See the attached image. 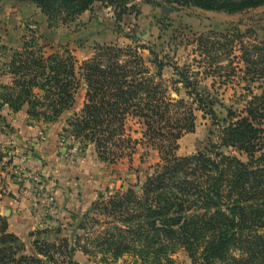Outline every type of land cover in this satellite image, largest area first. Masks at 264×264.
Returning a JSON list of instances; mask_svg holds the SVG:
<instances>
[{
  "label": "trees",
  "instance_id": "16d2710c",
  "mask_svg": "<svg viewBox=\"0 0 264 264\" xmlns=\"http://www.w3.org/2000/svg\"><path fill=\"white\" fill-rule=\"evenodd\" d=\"M29 1L51 19L64 16L68 20L90 11L95 3L127 5L133 0ZM172 2L166 0L168 5ZM174 2L227 14L264 7V0ZM201 40L214 48L213 42ZM135 46L98 47L95 55L79 66L71 55L46 56L34 41L26 44L6 66L4 74L10 82L0 84V113L7 107L16 115L27 106L28 116L49 112L50 118H59L72 110L78 90L85 88L81 114L67 120L84 151L94 145L99 156L110 162L126 156L127 151L136 154L139 146L158 153L160 161L150 167L140 191L129 187L99 193V200L92 205L96 215L91 219L98 223L101 218L109 219L114 232L97 236L94 249L103 251L105 246L114 257L132 254L148 264L169 263V255L177 248H183L193 264H264V89L242 111L227 109L226 118L220 119L217 100L206 89L201 90L200 82L191 81L188 67H174L180 80L173 85L183 86L190 103L169 95V81L163 75L168 55L160 57L147 49L156 71L153 74L141 58L140 51L146 48ZM242 52L247 72L264 81V45H251ZM36 89L46 94L42 101ZM195 112L214 125H224L219 143L205 153L178 158V142L196 130ZM131 120L143 126L141 139L128 134ZM222 149H231L247 160L226 155ZM17 157L15 151L6 154L0 146V202L14 200L5 180L6 176L15 178V171L21 168ZM88 218L81 217L78 230H83L82 223ZM81 240L38 238L32 244L34 255L26 256L25 244L9 232L8 219L0 211V264H77L78 249L90 252Z\"/></svg>",
  "mask_w": 264,
  "mask_h": 264
},
{
  "label": "rangeland",
  "instance_id": "374dc122",
  "mask_svg": "<svg viewBox=\"0 0 264 264\" xmlns=\"http://www.w3.org/2000/svg\"><path fill=\"white\" fill-rule=\"evenodd\" d=\"M174 1L170 5L166 0H133L127 5L95 3L90 11L65 20L64 16L49 18L29 0H0V84L10 82L9 76L4 74L6 66L15 55L23 52L26 44L33 41L44 48L46 56L71 55L79 66L91 59L98 47L114 44L133 48L139 45L146 48L140 51L141 58L153 74L156 71L150 64L149 50L160 57L168 55V67L163 75L169 81L172 99H184L190 103L183 86L173 85V81L180 80L174 75V67H188L191 81L200 82L201 90L206 89L217 100L215 109L220 119L226 118L227 109L242 111L247 102L262 95L264 89V81L249 74L241 60L245 47L264 45V7L227 14L204 11ZM164 9H167V15L163 13ZM133 39L137 44H133ZM201 39L213 42L214 48L210 49V43L206 44ZM208 55L212 58L208 59ZM208 71L215 72L209 74ZM34 92L40 101L46 95L38 89ZM85 93V88L79 89L72 110L59 118H50L52 114L49 112L28 116L27 106L16 115L7 107L2 110L0 146L5 153L15 151L17 158H35L39 143L46 142L47 137L55 139L56 150L67 167V176L60 185L55 182L54 190L41 182L42 193L36 198L25 193L32 186L30 178L16 174L15 178L6 176V187L14 200L5 198L1 201L0 211L8 219L9 232L25 244L26 256L34 255L32 244L38 238L74 240L77 237L90 251L85 254L78 249L74 257L77 264H148V261L132 254L114 257L106 252L105 246L101 247L103 251L94 249L97 236L104 237L105 233L114 232V226L107 218L99 219V223L93 221L91 218L96 214L92 212V205L99 200V193L126 191L129 187L140 191L139 185L150 173V167L160 161L159 155L139 146L136 154L127 151L125 153L130 156L110 162L99 156L94 145L84 151L81 141L74 138L73 128L67 120L73 114H81ZM195 115L196 130L178 142L179 148L175 153L178 158L205 153L211 145L219 143L220 128L224 125H214L201 112H195ZM127 130L133 139L143 136V126L136 120L128 123ZM61 141H64V149L59 148ZM221 151L243 162L247 160L231 149ZM23 170L28 175L32 173L25 168ZM33 173L41 179L39 173ZM55 187L62 190L61 197ZM51 197L55 198L53 204L50 203ZM84 215L89 218L82 223L83 230H78ZM43 231L47 233L36 235ZM31 233L35 236L30 237ZM169 260L164 264H193L183 248L171 253Z\"/></svg>",
  "mask_w": 264,
  "mask_h": 264
},
{
  "label": "crops",
  "instance_id": "0c3cea01",
  "mask_svg": "<svg viewBox=\"0 0 264 264\" xmlns=\"http://www.w3.org/2000/svg\"><path fill=\"white\" fill-rule=\"evenodd\" d=\"M47 139L48 140L46 142L39 143L38 150H36V157L28 158L25 164L21 167L32 173H39L41 175V182L43 185L54 190L53 185L56 184L55 182H59L60 185V182L66 179L67 167L59 154L60 152L58 153L56 150L55 139L49 137H47ZM33 140L35 141L36 139ZM55 191L59 194V196L62 194V190L59 188H56Z\"/></svg>",
  "mask_w": 264,
  "mask_h": 264
},
{
  "label": "built area",
  "instance_id": "2783aa9c",
  "mask_svg": "<svg viewBox=\"0 0 264 264\" xmlns=\"http://www.w3.org/2000/svg\"><path fill=\"white\" fill-rule=\"evenodd\" d=\"M59 148L60 149H64L65 148V145H64V141H61L60 143H59ZM76 151V149L75 150H73V152H75ZM25 163L26 162V157H24V158H20V163ZM15 174L16 175H19V176H21V175H23V176H25V177H27V178H30V181H31V184H32V186H31V188H30V190H28V191H25V193L27 194V195H35V196H38V195H41V193H42V191H40L41 190V179H40V177H38L35 173H30L29 175H28V173H26L23 169H21V168H19L18 170H16L15 171ZM38 197H40V196H38ZM54 201H55V198H53V197H51L50 198V203L51 204H53L54 203Z\"/></svg>",
  "mask_w": 264,
  "mask_h": 264
},
{
  "label": "water",
  "instance_id": "95a60500",
  "mask_svg": "<svg viewBox=\"0 0 264 264\" xmlns=\"http://www.w3.org/2000/svg\"><path fill=\"white\" fill-rule=\"evenodd\" d=\"M163 13L167 15L168 14L167 9H164Z\"/></svg>",
  "mask_w": 264,
  "mask_h": 264
}]
</instances>
